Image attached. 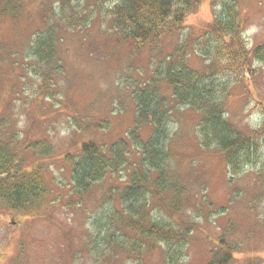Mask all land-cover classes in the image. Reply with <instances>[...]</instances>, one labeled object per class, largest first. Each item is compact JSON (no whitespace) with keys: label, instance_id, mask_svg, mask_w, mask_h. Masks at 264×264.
Listing matches in <instances>:
<instances>
[{"label":"rangeland","instance_id":"1","mask_svg":"<svg viewBox=\"0 0 264 264\" xmlns=\"http://www.w3.org/2000/svg\"><path fill=\"white\" fill-rule=\"evenodd\" d=\"M61 1L16 0L15 19L0 14V131L4 132L0 134L6 136L12 128L25 141L45 139L50 146L49 154L34 160L42 164L48 188L40 207L11 211L0 203V264H167L160 247L145 246L141 256L105 249L104 224H111L107 220L122 211L126 173H109L78 196L72 190L65 154L78 153L86 141L109 145L126 138L135 115L133 87L157 68H165L172 56L183 58L199 74L207 72L205 63L211 58L203 56L198 42L212 43L210 35L206 37L207 26L230 0H202L185 17L182 29L141 48L121 39L114 29L109 9L116 0L98 2L100 12L94 0H69L81 4V13L92 9L91 18L79 29L68 28L51 13L52 7L61 13ZM231 1L238 8L246 48L264 44V0ZM46 17L58 32L56 74L38 65L29 52L32 36L44 28ZM253 72L243 77L221 68L215 75L217 83L231 85L225 93V115L247 134L264 122V68ZM52 75L47 81L42 77ZM161 89L171 95L165 82ZM176 107L168 122V169L170 165L173 178L190 186L189 203L180 217H193L194 226L177 264H207L223 235L234 246L228 264H264V182L256 174L264 173V163L231 175L222 153L201 145L199 114ZM102 121L108 122L106 128L99 127ZM151 130L149 124L143 125L138 133L147 138ZM138 158L134 151L131 162ZM152 216L169 219L158 209Z\"/></svg>","mask_w":264,"mask_h":264},{"label":"trees","instance_id":"2","mask_svg":"<svg viewBox=\"0 0 264 264\" xmlns=\"http://www.w3.org/2000/svg\"><path fill=\"white\" fill-rule=\"evenodd\" d=\"M94 1L100 12L97 5L103 0ZM201 1L116 0L109 11L120 38L130 39L141 48L164 34H175L182 29L185 17ZM15 2L0 0L1 16L15 19L17 10L12 5ZM80 5L77 1L62 0L61 13H55V7L51 13L68 28L79 29L91 18L92 12L88 8L81 13ZM43 22L44 28L36 30L32 36L29 52L38 65L56 74L60 71L55 60L58 32L47 17ZM206 32L212 43L198 42V45L203 46V56L211 58L210 63H205L207 72L199 74L188 68L183 58L180 60L171 55L165 68H157L150 78L133 87L135 115L126 138H119L109 145L86 141L78 153L65 154L71 169L72 190L78 196L87 194L109 173H126L120 197L122 211H116L107 220L111 224L107 221L104 224L103 244L111 254L121 251L141 256L146 246L148 249L160 247L167 264H177L182 257L194 226L193 217L183 220L180 217L189 203L186 191L190 186L173 178L170 165L168 169V122L176 105L191 108L199 114L196 128L200 132L201 145L219 150L231 175L241 173L245 166L264 163V154H259L264 150V122L250 134L232 123L225 115L224 107L225 93L231 85L217 83L215 78L221 68L243 77L264 68V44L255 45L250 51L246 48L238 8L231 0L222 4ZM254 63L258 64V70L253 67ZM53 75L42 77L47 81ZM162 82L170 88V96L162 93ZM98 124L100 128L108 126L107 121ZM148 124L152 127L151 133L143 138L138 132ZM5 133L6 136L0 134V203L11 211H33L40 207L48 190L42 164L34 160L39 155L49 154L50 146L45 139L25 141L22 134L12 128ZM134 151L139 158L131 162ZM256 174L259 182H264V173L256 171ZM178 178L181 179L179 174ZM153 209L164 211L169 219L157 220L152 216ZM222 237L217 239L207 264H228L234 246L228 244L224 235Z\"/></svg>","mask_w":264,"mask_h":264}]
</instances>
